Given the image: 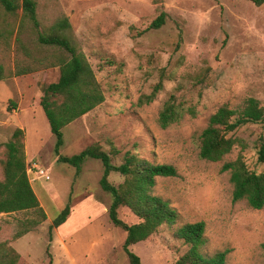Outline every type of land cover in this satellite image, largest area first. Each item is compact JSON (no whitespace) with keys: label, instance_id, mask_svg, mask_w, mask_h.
<instances>
[{"label":"rangeland","instance_id":"1","mask_svg":"<svg viewBox=\"0 0 264 264\" xmlns=\"http://www.w3.org/2000/svg\"><path fill=\"white\" fill-rule=\"evenodd\" d=\"M40 27L24 18L20 8L0 22V173L4 144L16 125L23 126L27 170L33 162L45 170L29 174L47 219L11 245L25 264H130L124 250L127 232L109 216L112 196L100 185L103 164L87 158L78 169L58 161L56 137L40 104L43 88L56 82L60 66L48 63L68 54L40 44L38 33L68 17L69 34L85 53L105 93V101L63 129L62 155L72 156L98 144L121 164L127 152L155 163L173 164L175 177H157L153 194L168 200L179 219L130 247L142 264H175L188 250L176 230L188 222H206L205 251L230 248L227 264H264V208L233 200L230 172L240 147L212 162L200 157V135L219 107H237L246 98L264 105V4L250 0H35ZM162 11L166 22L148 27ZM17 63L37 67L14 75ZM164 75V88L149 103L145 97ZM171 93L196 114L167 128L158 118ZM19 128V127H18ZM247 141L242 152L251 170L264 172L257 139L264 123H248L236 133ZM114 149L119 153L114 152ZM125 177L112 172L110 182ZM70 203L65 223L50 226ZM31 212L2 213L0 242L11 238L19 221ZM119 217L140 221L130 208Z\"/></svg>","mask_w":264,"mask_h":264},{"label":"trees","instance_id":"2","mask_svg":"<svg viewBox=\"0 0 264 264\" xmlns=\"http://www.w3.org/2000/svg\"><path fill=\"white\" fill-rule=\"evenodd\" d=\"M257 6L264 4V0H250ZM20 8L19 0H0V22L15 14ZM24 18L29 19L34 27H40L36 1L23 0ZM167 13L162 11L152 21L149 29L160 28L166 22ZM72 25L68 17H62L49 29L38 33V41L43 45H50L64 50L68 56H58L48 66H60V76L43 88L40 104L50 124L51 132L56 137L55 152L58 161L75 166L78 169L87 158L100 160L103 164V174L100 179L101 188L108 192L113 200L109 208L111 221L127 232L124 250L130 264H142L140 256L131 251L130 247L140 241L147 240L158 232L162 225H173L179 219V213L171 203L160 196L154 195L152 190L157 177H175L177 168L173 164L155 163L127 152L124 162L115 164L112 154L102 149L98 144L86 147L72 156L62 155L60 148L64 144L63 129L83 117L106 97L101 83L96 77L94 69L85 53L74 43L71 35ZM37 67L17 63L14 75H24L36 70ZM5 68L0 63V81L5 79ZM164 75L153 86L151 94L145 97V102H152L164 88ZM195 115L193 107H186L176 93H171L159 112L158 121L163 128L183 120L186 114ZM248 123H264V105L255 97L246 98L237 107L223 105L213 113L208 125L200 135V157L212 161H222L226 155L240 147V153L235 160L226 161L221 170L230 172L233 184V200H246L254 209L264 208V172L251 170L242 154L248 143L238 136L237 131ZM24 130L17 128L11 139L4 144L6 158L1 162L0 173V215L2 213L31 212L37 217H27L19 221L17 230L11 238L0 242V264H25L21 254L11 245L38 227L47 219V214L31 184L26 163ZM258 160L264 162V135L257 139ZM114 152L119 151L114 149ZM112 172L122 174L125 179L115 185L109 180ZM126 206L140 218L139 222L129 224L119 217V208ZM71 212L68 203L50 226L54 228L66 222ZM175 235L188 245V250L180 255L175 264H227L230 248L218 250L214 253L205 251L208 239L206 237V222L203 220L188 222L180 226ZM263 255H264V245Z\"/></svg>","mask_w":264,"mask_h":264},{"label":"built area","instance_id":"3","mask_svg":"<svg viewBox=\"0 0 264 264\" xmlns=\"http://www.w3.org/2000/svg\"><path fill=\"white\" fill-rule=\"evenodd\" d=\"M38 170L41 175H45V170L40 168L37 162H33L32 165L28 168L29 174L33 171Z\"/></svg>","mask_w":264,"mask_h":264},{"label":"crops","instance_id":"4","mask_svg":"<svg viewBox=\"0 0 264 264\" xmlns=\"http://www.w3.org/2000/svg\"><path fill=\"white\" fill-rule=\"evenodd\" d=\"M16 126H17V128H18V127H19V128H21V127L23 128V126H20V125H16Z\"/></svg>","mask_w":264,"mask_h":264}]
</instances>
